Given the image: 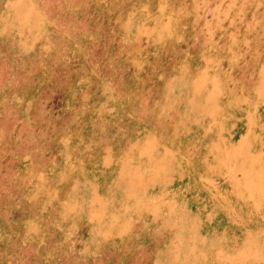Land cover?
<instances>
[{"label":"rangeland","instance_id":"obj_1","mask_svg":"<svg viewBox=\"0 0 264 264\" xmlns=\"http://www.w3.org/2000/svg\"><path fill=\"white\" fill-rule=\"evenodd\" d=\"M0 264H264V0H0Z\"/></svg>","mask_w":264,"mask_h":264}]
</instances>
